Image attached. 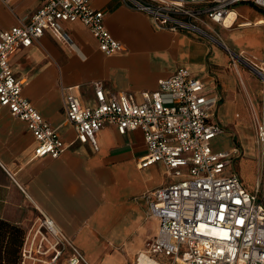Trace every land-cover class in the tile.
I'll return each mask as SVG.
<instances>
[{"label": "crops", "instance_id": "1", "mask_svg": "<svg viewBox=\"0 0 264 264\" xmlns=\"http://www.w3.org/2000/svg\"><path fill=\"white\" fill-rule=\"evenodd\" d=\"M40 6V0H0V32L29 22ZM92 6L105 13V25L124 45L123 52L105 55L89 28L68 22L62 31L47 30L38 42L10 58L23 83L24 97L69 148L57 159L35 157L37 140L26 122L0 106V220L16 228L14 244L6 238L0 241V264H20L25 241L38 243L47 234L41 228L44 217L52 219L74 247L84 255L89 253L92 264H103L101 258L133 264L157 235L159 222L150 215L148 196L173 178L162 164L140 167L148 154L141 130L121 135L108 126L96 136L98 150L91 143L78 142L67 121L66 88H73L88 107L97 105L93 84L98 81L104 83L108 95L129 93L141 102L143 93L156 91L161 80L184 67L220 98L214 121L222 126L219 111L229 119L231 129L219 136H226V146L219 147L217 137L214 149L239 147L242 158L245 154L256 158L255 147L243 141L247 124L239 119L244 110L256 107L254 98L260 92L253 89L248 74L231 63L226 46L243 57L263 61L264 9L241 4L233 11L232 26H203L226 31L239 24V29L226 31L217 41L212 34L207 40L160 30L149 15L124 0H92ZM262 65L257 66L264 71ZM262 172L263 166L261 179Z\"/></svg>", "mask_w": 264, "mask_h": 264}, {"label": "built area", "instance_id": "2", "mask_svg": "<svg viewBox=\"0 0 264 264\" xmlns=\"http://www.w3.org/2000/svg\"><path fill=\"white\" fill-rule=\"evenodd\" d=\"M40 1L29 22L0 32V106L26 122L37 140L35 157L57 159L69 145L24 97L11 56L38 42L49 29L62 31L68 22L89 28L107 56L123 52L124 45L109 32L105 13L95 9L92 0ZM124 1L149 15L160 30L207 38L213 36L203 26L226 28L225 20L237 6L264 9V0ZM93 86L95 107L83 105L73 88L64 90L67 121L75 129L76 140L98 150L96 136L108 126L121 135L141 130L148 154L140 167L162 164L173 178L148 196L158 232L133 264H264V172L255 192L245 187L237 173L223 175L242 152L239 147L214 149L213 142L224 128L214 121L220 98L210 94L207 84L181 67L161 80L156 91L143 93L141 102L129 93L108 95L103 82ZM258 128L259 142L264 144V125L259 123ZM41 228L47 234L38 243L25 241L20 264H89L52 219L44 217ZM68 251L71 255L64 258Z\"/></svg>", "mask_w": 264, "mask_h": 264}, {"label": "rangeland", "instance_id": "3", "mask_svg": "<svg viewBox=\"0 0 264 264\" xmlns=\"http://www.w3.org/2000/svg\"><path fill=\"white\" fill-rule=\"evenodd\" d=\"M236 29H239L238 23H236L232 29H226V31L233 32ZM206 30L210 32V34H212L213 36L218 37V40L219 38L222 39L223 37L227 35L226 31L222 27H219V26H216L215 29L206 27ZM205 39L209 40L206 37ZM210 41L212 43H215L212 40ZM229 50L233 52L234 56L233 54L229 52ZM226 52L229 55L231 63L235 66L238 65L241 71H244L248 74L249 79L251 80L253 84V89L256 91H259L260 93L258 94L259 96L258 98H254L256 109L253 106H251V108L248 106L249 108L246 109V111L244 110L242 112L241 117L239 119V121H241L242 123L247 124V126L245 127V132H244L247 134V136L244 137L243 141L245 144L253 145L255 147V154H256L255 157L256 158L247 156V154H245L243 158L241 157V158L235 159L232 165L223 173V175L227 176V175H231V173H237L238 176H240L245 187L249 191L255 192L259 179L262 180L261 173H260L262 166H263V172H264V155H263L264 144L262 142H259V137H258L259 123L264 125V80L252 69V67H256L260 69L259 66L257 65L261 66L262 62H264V59L263 61H261L260 59L251 58L250 56H248L250 58L249 60L248 57L247 58L245 57L247 55L243 57L241 54H238L237 52H235L228 46H226ZM239 59L245 61L246 63L242 62ZM251 61H254V63H257V64H254ZM260 70L264 73L262 69ZM218 120L220 121V123L222 124V127L225 129L226 132L227 130L231 129V127L228 124V121H229L228 117H226L220 111L218 113ZM224 138H226V136H222L217 139L219 143V147L221 148L226 146V139ZM235 145H238V141H235ZM250 161H252L253 164L248 163ZM262 195H263V192H260L259 196L262 197ZM70 255H71V252L68 251L64 258H67ZM84 256H85L86 261L89 264H92V258L90 257L89 253L85 251ZM100 260H103V264H114L113 259L110 261H106L104 258H101Z\"/></svg>", "mask_w": 264, "mask_h": 264}, {"label": "trees", "instance_id": "4", "mask_svg": "<svg viewBox=\"0 0 264 264\" xmlns=\"http://www.w3.org/2000/svg\"><path fill=\"white\" fill-rule=\"evenodd\" d=\"M15 234L16 228L9 225L8 223L0 220V241H3V238L7 239V243H15ZM18 241H16L17 243Z\"/></svg>", "mask_w": 264, "mask_h": 264}, {"label": "bare ground", "instance_id": "5", "mask_svg": "<svg viewBox=\"0 0 264 264\" xmlns=\"http://www.w3.org/2000/svg\"><path fill=\"white\" fill-rule=\"evenodd\" d=\"M234 20H235V13L232 11V12L229 13L228 17L225 20L226 27L232 26ZM263 80H264V76H263ZM142 264H151V263H148V262L145 261Z\"/></svg>", "mask_w": 264, "mask_h": 264}, {"label": "water", "instance_id": "6", "mask_svg": "<svg viewBox=\"0 0 264 264\" xmlns=\"http://www.w3.org/2000/svg\"><path fill=\"white\" fill-rule=\"evenodd\" d=\"M238 58V57H237ZM239 60H241V59H239ZM252 69L261 77V78H263V76H264V74H263V72H261V71H259L257 68H255V67H252Z\"/></svg>", "mask_w": 264, "mask_h": 264}]
</instances>
